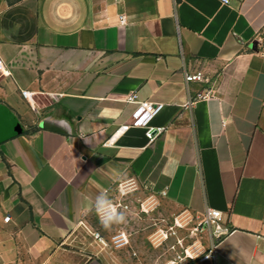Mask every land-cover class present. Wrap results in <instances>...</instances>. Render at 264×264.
I'll list each match as a JSON object with an SVG mask.
<instances>
[{
  "label": "crops",
  "instance_id": "1",
  "mask_svg": "<svg viewBox=\"0 0 264 264\" xmlns=\"http://www.w3.org/2000/svg\"><path fill=\"white\" fill-rule=\"evenodd\" d=\"M263 33L264 0H0V264H110L94 234L125 224L100 223L105 191L126 215L145 196L220 211L215 256L189 264H264ZM131 93L164 104L154 141L117 134Z\"/></svg>",
  "mask_w": 264,
  "mask_h": 264
},
{
  "label": "rangeland",
  "instance_id": "2",
  "mask_svg": "<svg viewBox=\"0 0 264 264\" xmlns=\"http://www.w3.org/2000/svg\"><path fill=\"white\" fill-rule=\"evenodd\" d=\"M260 48L264 51V33ZM131 188L125 183L118 193L124 197ZM148 197L143 198L134 214L126 215L125 231L129 244L116 248L111 243L104 251L111 258L110 264H176L180 260L181 264H189L209 250L212 241L209 229L214 230V227L207 223L200 225L206 218L201 220L186 212L168 216L162 211L160 203L151 209L153 204ZM120 231L117 230L114 235ZM212 238H215L214 235ZM188 253L192 258L188 257Z\"/></svg>",
  "mask_w": 264,
  "mask_h": 264
},
{
  "label": "built area",
  "instance_id": "3",
  "mask_svg": "<svg viewBox=\"0 0 264 264\" xmlns=\"http://www.w3.org/2000/svg\"><path fill=\"white\" fill-rule=\"evenodd\" d=\"M222 4H231L232 0H220ZM121 22L124 24L126 22L125 16H121ZM0 74L3 76H12V72L10 67L6 64V62L3 60V58L0 57ZM207 78L205 77L204 73L202 71H196V72H188L186 73V82H206ZM21 94L24 98L30 100L32 97V92L29 90H21ZM213 95L212 89L207 90L204 93H198L196 98H204L207 99ZM127 101L129 102H137L139 103V106L133 113L132 119L133 121L131 123H127L122 125L117 134H123L124 132L128 131L130 128H143L145 130L146 137L149 141H154L158 136L163 134L165 131V127L161 126H153L151 124L152 120L162 111L164 104L158 103V102H149V101H138L137 95L134 93L129 94L127 97ZM108 143H112V140H109ZM114 204L117 205L118 210L120 208L128 209L129 205L125 204L122 201L114 202ZM6 221L10 220V217L5 218ZM204 223H207L209 226L214 227V237L220 238L224 233L228 232V227L225 223L222 221V214L220 211L208 208L206 213V219L204 222L200 223L201 226L204 225ZM94 237L96 240H99L103 247H110V244L112 243L113 246L116 248H123L129 244V239L127 236V233L125 230H121L116 235H113L111 238V242L107 243L104 242L102 237L99 233H95ZM217 252L216 247H213L209 249L207 252L200 254L198 257L201 261H206L208 259H212ZM188 257L192 258V256L188 253ZM180 259H182L180 257ZM180 260L176 264H181Z\"/></svg>",
  "mask_w": 264,
  "mask_h": 264
},
{
  "label": "clouds",
  "instance_id": "4",
  "mask_svg": "<svg viewBox=\"0 0 264 264\" xmlns=\"http://www.w3.org/2000/svg\"><path fill=\"white\" fill-rule=\"evenodd\" d=\"M100 219V223L105 229H110L114 224L127 223L125 212L119 211L113 200L109 198L107 192L100 193L91 205ZM90 208V210H91Z\"/></svg>",
  "mask_w": 264,
  "mask_h": 264
}]
</instances>
